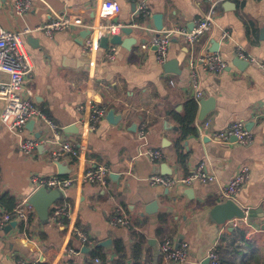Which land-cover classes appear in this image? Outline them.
Segmentation results:
<instances>
[{
	"label": "crops",
	"instance_id": "obj_1",
	"mask_svg": "<svg viewBox=\"0 0 264 264\" xmlns=\"http://www.w3.org/2000/svg\"><path fill=\"white\" fill-rule=\"evenodd\" d=\"M15 1L0 0V25L10 31L33 29L62 14L79 16L88 26L116 22L133 30L119 33L129 41L127 46L109 43L104 48L98 41L91 50H85L89 34L81 36L87 27L57 30L51 36L37 30L22 35L33 68L21 93L43 109L62 140L75 145L76 154L52 158L54 128L43 119H35L32 128L26 125L21 133L0 124V196L14 197L16 205L27 202L36 190L32 176L58 174V162L64 177L98 165L107 166L110 173L104 186L71 185L52 204L46 220L33 208L26 223L0 229V264H17L19 259L85 264L96 247L114 261L115 244L123 245L127 264H202L208 250L218 246L236 252L234 264H264V0H215L214 27L195 42L194 54L217 52L227 66L221 73L198 71L200 98L207 99L210 109L203 119H199L200 98H194L190 85L189 44L181 36L172 37L168 60L177 62L165 69L155 57L153 38L158 30L153 15H162V29H191L208 12L211 1L147 0L150 16L144 25L154 30L132 25L140 19L138 0H31L23 15L15 13ZM111 46H115L114 58L108 59ZM237 47L255 61L238 67ZM191 100L198 104L192 124L196 133L180 138L175 115L184 114ZM92 105L105 106L106 114L113 109L120 118L111 123L105 114L90 128ZM234 121L244 122L251 131L249 144L214 136ZM141 124L145 125L143 138L138 135ZM26 137L40 139L29 154L19 145ZM148 149H158L162 157L151 160ZM179 156L185 157L184 164ZM202 162L206 172L214 174L213 181L166 188L147 180L155 173L184 176ZM243 165L249 167L250 178L234 200L247 210L245 219L216 224L210 210L225 200L220 190ZM65 202L71 219L53 222L52 208ZM151 203H156L153 208ZM118 208L131 221L129 226L110 222ZM0 210H4L1 201ZM248 210H252L249 215ZM161 214L167 216L173 241L188 243L186 263L162 258L156 233ZM73 225L80 226L91 243L81 245ZM248 230H253L251 236ZM136 232L143 237L138 257L133 254ZM107 239L112 241L110 247L99 245ZM69 247L80 249L81 254L68 255Z\"/></svg>",
	"mask_w": 264,
	"mask_h": 264
},
{
	"label": "built area",
	"instance_id": "obj_2",
	"mask_svg": "<svg viewBox=\"0 0 264 264\" xmlns=\"http://www.w3.org/2000/svg\"><path fill=\"white\" fill-rule=\"evenodd\" d=\"M211 1V6L208 12L199 18L197 23L191 28L173 27L168 29H161L156 31L157 34L153 38L155 44V57L159 64L164 65L168 60L169 46L173 36H181L189 44V79L191 88L194 91V98L198 99L202 96V90L199 85L198 71L202 69L207 72L221 73L227 66L226 61L217 52H200L194 54V44L201 35L208 32L214 27V16L216 13V1ZM31 0H16L14 3V11L18 15H23L31 8ZM137 14L140 19L133 23V26L143 27L144 29L154 30L144 25V20L150 16V10L147 0H138L136 6ZM90 29V33L86 38L85 50H91L97 46L101 37L117 35L125 27L123 23L99 22L98 24L86 25L81 17L72 14H62L58 17L52 18L43 24L35 26L33 29L25 28L22 31H10L0 25V124L15 130L18 133L23 131L31 119H43L54 128V137L52 138L51 156L57 159L63 153H70L75 155V145L69 140H62L59 136L56 126L46 117L42 108L34 103L28 96L21 93L24 80L31 73L33 65L29 54L26 51L22 41V35L31 31H43L46 35L51 36L57 30H65L71 28ZM115 46H111L107 52V58H114ZM236 55L238 58L253 62L255 59L248 55L241 47L236 48ZM264 67V64L261 63ZM5 75V77H3ZM173 84L172 81H170ZM106 114V108L103 105H92L89 127H94L99 119ZM207 126V125H206ZM145 134V125L141 124L138 129V135L143 138ZM215 137L228 140L235 137L236 142L240 145H247L252 140V133L246 128L244 122L234 121L225 129L214 132ZM40 144V139L37 137H26L20 142V148L24 153L29 154ZM147 155L151 160H157L162 157V153L158 149H148ZM110 169L105 165H98L95 168L86 170L81 175L64 177L59 174L43 176L33 175L32 181L36 185V189L44 186L47 188H59L64 195L65 191L76 182H88L104 186ZM250 178V169L247 165L241 166L234 176L230 179L227 186L220 190V197L222 199H235L240 188ZM215 176L213 173H207L205 164L202 162L198 164L190 173L173 177L167 174L155 173L147 177L151 185H159L166 188H172L179 185H191L198 182L213 181ZM111 217L110 222L113 225L129 226L131 221L129 218L120 213V209ZM33 207L27 202L21 203L12 207L9 210H0V229H3L12 221L26 223L28 216L32 213ZM247 214V210H245ZM71 211L69 204L65 202L63 205H56L52 208L50 219L56 223H62L63 220L70 218ZM245 219V217H244ZM72 232L79 239L81 245L91 243L90 238L84 230L78 226L73 225ZM253 230H248L247 235L251 236ZM160 252L165 261L174 263H186L188 261V243L186 241L180 242L178 245L172 238L164 236L160 243ZM68 255L81 254L80 249L69 247L67 249ZM206 257L209 259V264H220L219 254L212 247L208 250ZM17 264H46L38 259L27 261L19 259ZM201 264V263H199Z\"/></svg>",
	"mask_w": 264,
	"mask_h": 264
},
{
	"label": "water",
	"instance_id": "obj_3",
	"mask_svg": "<svg viewBox=\"0 0 264 264\" xmlns=\"http://www.w3.org/2000/svg\"><path fill=\"white\" fill-rule=\"evenodd\" d=\"M154 19V26L159 31L163 28V22H162V15L160 13L153 15ZM133 28L126 26L122 28V32H125L127 34H130L132 32ZM89 34V29H84L81 33V36L84 38L86 35ZM121 44L124 46H127L125 44L129 43V41H125L122 39L120 34L112 35L110 38L107 36H103L99 40V45L101 47L106 48L108 44ZM211 51H215V49H210ZM175 59L168 60L163 67L168 70L169 67H172L176 65ZM235 64L240 67L242 64H247L246 61L241 59H236ZM208 103L207 99L200 98L199 104H200V111H199V119H203L204 116L208 111H210L209 107L206 106ZM120 118L119 115L114 113L113 109H109L106 114V119L110 121L111 123H117L118 119ZM35 120L31 119L27 123V127L29 129L32 128L34 125ZM135 127V126H134ZM38 136V135H37ZM59 167L58 174H64V171L61 169L60 162L57 163ZM169 172H165L167 174ZM112 176V175H111ZM63 192L59 188H47L44 186H41L37 188L29 197L27 198V203L30 204L36 211L38 217L40 219L46 220L49 215L50 208L53 203H55L59 198L60 195ZM189 193V192H188ZM156 203H151V207L153 208ZM252 213V210H248V215ZM246 216L245 210L234 200V199H226L224 201H221L217 204H215L211 210H210V217L216 224H224L226 221L231 220L233 218H244ZM16 221L10 222L7 227L15 226ZM154 239H149V242H153ZM111 239L104 240L99 243V245L110 247L111 245ZM176 243V245H178ZM89 250L88 247H84L83 251L87 252ZM202 264H209V259L206 257L203 259Z\"/></svg>",
	"mask_w": 264,
	"mask_h": 264
},
{
	"label": "trees",
	"instance_id": "obj_4",
	"mask_svg": "<svg viewBox=\"0 0 264 264\" xmlns=\"http://www.w3.org/2000/svg\"><path fill=\"white\" fill-rule=\"evenodd\" d=\"M198 108V104L195 100H191L187 104L186 111L184 114H176L177 122H178V128L180 129V138H185L188 135L195 134V129L192 127V124L194 122V119L196 117V111ZM179 160L182 164L185 162L184 156H179ZM1 204L4 206V210H9L12 207L16 206V199L8 194L1 195L0 196ZM167 216L164 214H161L159 216L160 225L156 229V233L158 237L162 240L164 236H168L172 238V233L169 231L166 223ZM29 220V218H28ZM135 237L137 239L136 246L134 247L133 254L136 255V257L139 256V248L141 246L142 242V235L138 232L135 233ZM215 251L219 254L220 258V264H234L236 252L230 249V251H225L221 247H217ZM114 254H116V259L114 261H110L108 258V255L101 252L100 247H96L93 250H91L88 254V259L85 264H127V261L129 260L127 257V253L124 250V247L122 244H115L114 248ZM95 261V262H94ZM97 262V263H96ZM138 264V263H135ZM140 264V263H139Z\"/></svg>",
	"mask_w": 264,
	"mask_h": 264
}]
</instances>
